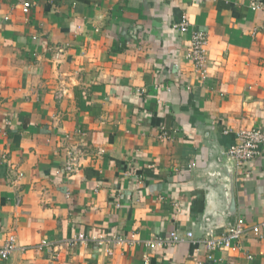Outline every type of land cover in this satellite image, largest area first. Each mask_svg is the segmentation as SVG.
I'll return each instance as SVG.
<instances>
[{
  "label": "crops",
  "instance_id": "crops-1",
  "mask_svg": "<svg viewBox=\"0 0 264 264\" xmlns=\"http://www.w3.org/2000/svg\"><path fill=\"white\" fill-rule=\"evenodd\" d=\"M23 1L0 0V246L14 236L18 247L0 264H264V147L234 166L235 214L220 228L212 176L239 130H264V16L252 0H29L28 14ZM184 16L189 30L176 33ZM195 31L208 40L204 79L186 58ZM238 219L260 236L211 258L191 242L145 246ZM80 233L138 243L108 254L71 245Z\"/></svg>",
  "mask_w": 264,
  "mask_h": 264
},
{
  "label": "built area",
  "instance_id": "built-area-1",
  "mask_svg": "<svg viewBox=\"0 0 264 264\" xmlns=\"http://www.w3.org/2000/svg\"><path fill=\"white\" fill-rule=\"evenodd\" d=\"M251 7L256 11L262 12L264 16V3L260 0H252ZM31 8V2L25 0L22 3L23 14H28ZM172 30L179 34H185L189 30V23L184 16L176 24H173ZM264 30V26H263ZM255 31H253L254 34ZM256 33V32H255ZM207 45L208 40L205 33L195 31L191 33L189 41L188 52L186 58L194 65L195 69L199 71L202 78H205V65L207 60ZM264 147V130L261 128L242 129L236 133V139L233 145L226 151V157L233 162L236 169L241 170L250 165L260 154L261 148ZM78 167L75 156L69 154L65 163L64 171L67 174L73 173ZM250 231L256 236H260L259 227H249L246 221L238 219L233 225L225 229L220 235L213 233L207 234L203 238L195 239L191 231L184 235L176 231H172L167 237H156L145 242V246L150 251L164 249L168 246L183 244L191 242L197 247L202 248L208 258L214 252L220 250L231 249L237 245L244 233ZM92 240L97 246L104 247L108 254H111V246L117 244H125L127 246H134L138 240L131 235L130 237L118 235H100L98 237H90L86 233L78 234L72 241L71 245H77L86 241ZM43 244H46L43 242ZM18 249L16 239L14 236H8L4 244L0 246V260H7L11 254Z\"/></svg>",
  "mask_w": 264,
  "mask_h": 264
},
{
  "label": "water",
  "instance_id": "water-1",
  "mask_svg": "<svg viewBox=\"0 0 264 264\" xmlns=\"http://www.w3.org/2000/svg\"><path fill=\"white\" fill-rule=\"evenodd\" d=\"M218 164L216 171L212 173L214 182L216 185L222 186L224 190L225 199V211L220 213L218 219L216 220V228H220L223 225L221 222V217L227 216L231 217L235 214L236 202L233 191V171L234 164L232 161L227 160L225 157H220L218 159Z\"/></svg>",
  "mask_w": 264,
  "mask_h": 264
}]
</instances>
